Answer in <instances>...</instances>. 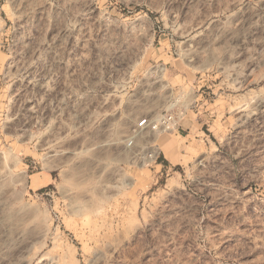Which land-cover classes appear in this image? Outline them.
I'll return each instance as SVG.
<instances>
[{
  "label": "rangeland",
  "instance_id": "374dc122",
  "mask_svg": "<svg viewBox=\"0 0 264 264\" xmlns=\"http://www.w3.org/2000/svg\"><path fill=\"white\" fill-rule=\"evenodd\" d=\"M0 264H264V0H0Z\"/></svg>",
  "mask_w": 264,
  "mask_h": 264
},
{
  "label": "built area",
  "instance_id": "2783aa9c",
  "mask_svg": "<svg viewBox=\"0 0 264 264\" xmlns=\"http://www.w3.org/2000/svg\"><path fill=\"white\" fill-rule=\"evenodd\" d=\"M180 114L176 112H164L160 113L155 119H149L148 117L142 118L137 122V125L141 129L151 128L160 132H170L175 130L179 126Z\"/></svg>",
  "mask_w": 264,
  "mask_h": 264
},
{
  "label": "trees",
  "instance_id": "16d2710c",
  "mask_svg": "<svg viewBox=\"0 0 264 264\" xmlns=\"http://www.w3.org/2000/svg\"><path fill=\"white\" fill-rule=\"evenodd\" d=\"M163 162H165V164H166V161L163 160Z\"/></svg>",
  "mask_w": 264,
  "mask_h": 264
}]
</instances>
